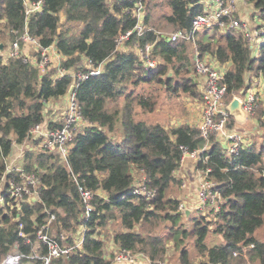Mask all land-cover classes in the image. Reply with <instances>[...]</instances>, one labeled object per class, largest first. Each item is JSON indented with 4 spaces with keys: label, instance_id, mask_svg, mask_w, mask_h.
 Segmentation results:
<instances>
[{
    "label": "trees",
    "instance_id": "trees-1",
    "mask_svg": "<svg viewBox=\"0 0 264 264\" xmlns=\"http://www.w3.org/2000/svg\"><path fill=\"white\" fill-rule=\"evenodd\" d=\"M162 1L170 10H158L155 19V7L164 4ZM162 1L142 0L144 24L150 29L136 38L140 44L155 43L153 56L158 60L155 67L148 68L130 45L136 38L128 40L125 48H116V36L137 22L131 0H44L43 9L29 16L25 0H0V181L13 175L7 172V159L14 144L29 139L31 128L46 120V102L66 95L74 82L88 121L83 132L74 137L67 163L48 150H27L26 165H37L40 170L42 198L34 205L24 203L21 210L11 202L0 205V264L9 253L32 249V244L19 236V222L35 237V227L46 222L51 213L56 215L52 233L60 228L74 233L85 223L82 248L57 264H110L101 233L113 218L127 228L114 232L115 242L147 254L154 262L166 260L168 250L174 247L178 264H192V240L201 264H264V239L255 234L264 225V99L258 101L259 111L246 127L244 144L232 154L213 135L204 149L206 139L198 126H168L139 116L156 110L157 87L171 95L187 93L203 101L204 77L196 75L194 48L202 58L210 53L221 64L230 63L225 73L229 99L246 90L264 77V36L257 52L242 30L217 25L198 32L193 43L169 41L159 35L162 22L173 30H188L195 16L206 10V0ZM249 1L261 18L255 25L264 24V0ZM76 24L80 28L74 32ZM26 28L40 44L36 57L8 56L3 51L8 38L17 37L13 30L24 32ZM20 44L23 47L24 41ZM50 45L63 56L61 66L86 70L80 64L91 58L97 66L105 63V70L77 80L71 74L58 77V66L39 65L42 48ZM48 125L59 124L50 121ZM182 144L192 150L203 148L197 167L218 181L225 198L217 220L179 209L180 180L175 172L180 168ZM141 169L148 186L156 191L153 197L132 192L137 183L133 170L139 173ZM73 174L93 190L107 192L106 197L95 195V209L87 220ZM19 212L23 214L17 218ZM162 222L166 231L155 233ZM211 230L221 233L225 243L210 245ZM19 264L40 263L24 257Z\"/></svg>",
    "mask_w": 264,
    "mask_h": 264
},
{
    "label": "built area",
    "instance_id": "built-area-1",
    "mask_svg": "<svg viewBox=\"0 0 264 264\" xmlns=\"http://www.w3.org/2000/svg\"><path fill=\"white\" fill-rule=\"evenodd\" d=\"M135 2L133 5V12L137 16V22L132 28L125 32H121L115 38L116 48L122 49L127 45L128 40L144 35L150 28L144 24V13L142 0H131ZM212 4L203 12L195 16L192 26L186 30H172V31H159V35H164L167 40L184 39L189 42H194L198 32L205 28L217 25L222 29L233 28L242 30L248 44L252 48H256L264 36V24L255 25L249 20L243 19L236 15L235 0H211ZM27 16L36 11H41L44 6V0H25ZM17 35L11 41V46L7 50L8 56H21L26 55L24 60L31 59V57L24 52L20 41L24 42L33 41L40 50L38 40L31 36L27 28L24 32L13 30ZM137 40H133L135 51L141 61H143L148 68H153L157 65L158 60L153 56L154 44L153 42L146 41L140 44ZM52 46L42 48V56L39 65L49 66L50 62L55 59L50 57ZM59 53V52H58ZM61 55V54H60ZM62 56V55H61ZM57 60L56 76L60 77L65 74L74 76V80L86 78L89 75L101 73L100 65H96L93 59L85 58L80 66H84L86 70H72L60 65ZM194 61L196 71L204 77L203 80V118L199 125L202 136L206 139L203 148L209 147V139L213 135L218 137L219 140L225 142L224 147L227 149L228 154L237 153L246 140V134L239 133L232 127L233 116L231 115L227 105L231 100L228 98L227 83L225 82V73L227 68L213 65L206 61L204 57H200L196 49H194ZM53 64V63H52ZM74 89L68 91L66 95L60 99L52 98L46 103V112L49 109L57 110L63 108L65 110L63 118L57 115L49 118L44 123L34 125L29 132V139L23 143H16L13 146L10 156L7 159V172L13 173L9 178L3 176L0 181V205L11 202L12 207H17L21 210L24 203L30 205L36 204L42 198L43 181L40 176V170L37 165L30 168L26 165V152L27 150H48L58 155L65 163L68 162V154L72 145L74 137L83 132L84 127L88 124L84 116L82 104L77 98ZM239 95L243 101V108L247 112L248 117L256 114L258 101L264 99V77L261 76L254 81L246 90L235 93ZM233 95V96H234ZM54 107V108H53ZM235 119V118H234ZM59 124L55 127H50L49 122ZM14 147L19 151L14 152ZM182 154L180 159V168L186 166L190 161L199 159L201 150L203 149H190L188 145L182 144ZM198 161V160H197ZM198 180V186L195 191V196L190 200L195 199V207L209 212H213V216L206 215L207 218L218 219V214L222 210V202L225 200L220 189L219 183L208 175V172L202 170ZM73 178L78 182V189L85 202L84 216L87 220L90 214L95 209L93 200L96 194L102 197L107 196V192L98 188L93 190L87 185L78 181L76 174ZM137 183L135 184L132 192L135 194H143L148 197L155 195V190L150 188L146 182V174L143 169L136 174ZM183 186L188 187L186 183ZM179 209L182 211L191 212L188 206V200L182 199L179 204ZM214 209V211L212 210ZM201 211V212H202ZM22 213H18L19 218ZM55 213H51L46 222L35 227L34 235L24 229V222L20 221L18 226L19 236L26 242L32 244V249L28 253L16 252L9 253L2 261V264H19L24 258L38 259L40 264H57L59 259L67 260L73 252L78 248H82L85 238V223H81L79 230L74 233L67 232L65 229H59L50 232L52 221L55 219ZM114 236V234H113ZM105 257L110 260V264H168L167 260H157L154 262L147 254L143 252H134L129 248L121 247L116 243L115 247H104ZM209 264H213L212 262Z\"/></svg>",
    "mask_w": 264,
    "mask_h": 264
},
{
    "label": "rangeland",
    "instance_id": "rangeland-1",
    "mask_svg": "<svg viewBox=\"0 0 264 264\" xmlns=\"http://www.w3.org/2000/svg\"><path fill=\"white\" fill-rule=\"evenodd\" d=\"M160 1V0H158ZM162 1V0H161ZM156 2V1H155ZM163 2V1H162ZM249 2V1H248ZM164 3V2H163ZM244 4H247V2H245ZM236 6V3H235ZM155 10H157V13L154 15V18L157 19L158 17V10H164V11H169L170 8L168 6H166V4H162L160 3L157 7H155ZM73 31H77L80 28V25L76 24L75 26L72 27ZM159 29H162L164 31H172L174 29V27L172 25H170L169 23H167L165 20L162 22V24L160 25V27H158ZM11 38H8V41L6 43V48H5V52L9 49V47L11 46ZM29 42L28 45H24L26 48V54H28L30 57H36V52L38 51V48H34V42L33 41H27ZM1 43V42H0ZM130 45L134 47V43H130ZM135 48V47H134ZM25 52V51H24ZM51 55V59L54 58L53 51L49 52ZM194 56V54H193ZM58 59V58H56ZM59 61V59H58ZM61 61V60H60ZM54 62V63H53ZM53 63V64H52ZM56 63V61H52L50 62V66L54 65ZM75 70V69H72ZM76 71V70H75ZM196 75H199V77H201V74H199L197 71ZM157 91L159 93V103L158 106L156 108L155 111L153 112H141L139 114L140 117H144L147 119H153V120H159L165 124H167L168 126H177L183 123H189L195 126L200 125L201 120L203 118V110H204V102L198 99H195L193 97L190 96V94L187 93H181L180 95H171V93L167 92L164 88L162 87H157ZM264 102V101H263ZM260 105H258L259 107ZM257 107V111H259ZM55 109V108H54ZM61 110H63V108H57V111L53 110V109H49L47 111V114L49 115V117H52L54 115H61ZM46 114V115H47ZM48 116L46 117V119L49 118ZM249 122L247 123V121L245 123H237L236 120L234 119L233 123H232V127H234L239 133L241 134H245L247 133V128L249 126ZM251 133V132H250ZM253 134H256V132ZM252 135V133H251ZM255 136V135H254ZM19 151V149L17 147H14V152L17 153ZM198 160V159H197ZM197 160H193L190 161L186 166H184V168H190L193 170H190V174L184 175V176H179L177 177L180 181L179 187L178 189L180 190V192L178 193V198L180 200L182 199H186V201L188 200V206L191 208V212L194 216H200V215H204V212L206 215L208 216H213V212H209L208 209H206V211H202V209H198L195 207V199L190 200V197L187 195H184V193H187V189L189 188V186H191V183L193 182V180H199L200 178V173L202 174V169L197 167ZM183 168V170H184ZM200 169V171H198ZM187 170V169H186ZM138 172H135L134 175H136ZM199 173V174H198ZM183 183L187 184V188L185 186H183ZM176 185V186H177ZM214 211V209H212ZM202 211V212H201ZM204 215V216H206ZM213 219V218H211ZM186 222L188 221L187 219H185ZM165 222H162L161 225L158 227V229L155 230V233L157 234H163L166 231V227L164 225ZM216 226L214 225L215 228ZM122 228H125L121 225V223L119 222L118 218H113L109 221L108 225L106 227H104L102 229V233H101V237L104 238L105 241H109L112 237H113V233L115 231L118 230H122ZM212 232H210L209 236H208V243L210 245L213 244H224L225 243V238L221 233H215V231L211 230ZM258 237H261L262 239H264V225L261 228H258L256 230L255 233ZM189 246L192 252V258L193 261L195 262V264H201L202 258L201 256H199L197 254L196 248L194 246V242L191 240L189 242ZM178 251L173 247L170 250H168V254H167V262L168 264H178L177 260H178ZM211 263V262H210Z\"/></svg>",
    "mask_w": 264,
    "mask_h": 264
},
{
    "label": "crops",
    "instance_id": "crops-1",
    "mask_svg": "<svg viewBox=\"0 0 264 264\" xmlns=\"http://www.w3.org/2000/svg\"><path fill=\"white\" fill-rule=\"evenodd\" d=\"M248 1L249 0H235V3H236V14L240 15V17H242L243 19L249 20L253 24L259 23L261 18H259L256 15L257 13H255V8H254L253 3L250 2V1L248 2ZM205 2H206V9H207L212 4V2H211V0H206ZM245 2H247V4H244ZM28 44H29V42H25V45H28ZM34 48H37V46L35 45V43H34ZM256 48H254L255 49V52H257L259 50V48L258 49H256ZM23 49H24L25 52L27 51L26 48H25V46L23 47ZM194 49H196V48H194ZM52 51L54 52L53 56L55 55L54 56V59H55L54 61H56V63L53 66H57V60L60 57H62V56L58 53L57 48L54 45L52 46ZM203 57H204V59L206 61H208L209 63H211L213 65H219L220 67H225L227 69L230 66V63L221 64L219 62V60L214 55H212L210 53H206L205 56H203ZM56 58H58V59H56ZM53 110H55V109H53ZM55 111H57V110H55ZM64 113H65V110L63 109V110H61V115H57V116L59 118H63ZM250 119H252V118L248 117L247 122H249ZM221 143L222 144H225V142H222V141H221ZM183 168L184 167H181V168H179L175 172V174H176L177 177L190 174V170H193V169H190V168L188 169L186 167L183 170ZM198 171H200V169ZM135 172H137V170H133V173H135ZM197 186H198L197 180H193V182L191 183V186H189V188L187 189V193L186 194L184 193V195H187L188 194V196L190 197V199L192 197H194ZM122 230L125 231V230H127V228H122ZM115 245H116V242L114 240V237H112L109 241H106V246H108L109 248H113V247H115ZM177 262H178V260H177ZM192 264H195V262H192Z\"/></svg>",
    "mask_w": 264,
    "mask_h": 264
},
{
    "label": "water",
    "instance_id": "water-1",
    "mask_svg": "<svg viewBox=\"0 0 264 264\" xmlns=\"http://www.w3.org/2000/svg\"><path fill=\"white\" fill-rule=\"evenodd\" d=\"M0 49H3V43H0ZM101 72H104L105 70V63H102L100 65ZM74 89V84L71 85L70 91ZM243 101L239 95H234L231 100L228 102V109L231 113V115L235 118L236 122L238 123H245L248 119V114L244 110ZM189 213V211H187Z\"/></svg>",
    "mask_w": 264,
    "mask_h": 264
}]
</instances>
